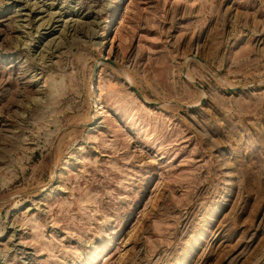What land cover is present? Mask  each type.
<instances>
[{
  "label": "rangeland",
  "instance_id": "rangeland-1",
  "mask_svg": "<svg viewBox=\"0 0 264 264\" xmlns=\"http://www.w3.org/2000/svg\"><path fill=\"white\" fill-rule=\"evenodd\" d=\"M0 264H264V0H0Z\"/></svg>",
  "mask_w": 264,
  "mask_h": 264
},
{
  "label": "water",
  "instance_id": "water-1",
  "mask_svg": "<svg viewBox=\"0 0 264 264\" xmlns=\"http://www.w3.org/2000/svg\"><path fill=\"white\" fill-rule=\"evenodd\" d=\"M133 90H134L139 96H141V94L138 92L137 89L133 88Z\"/></svg>",
  "mask_w": 264,
  "mask_h": 264
},
{
  "label": "bare ground",
  "instance_id": "bare-ground-1",
  "mask_svg": "<svg viewBox=\"0 0 264 264\" xmlns=\"http://www.w3.org/2000/svg\"><path fill=\"white\" fill-rule=\"evenodd\" d=\"M38 29V28H37ZM71 34V33H70ZM54 41V40H53ZM55 47V46H54Z\"/></svg>",
  "mask_w": 264,
  "mask_h": 264
}]
</instances>
